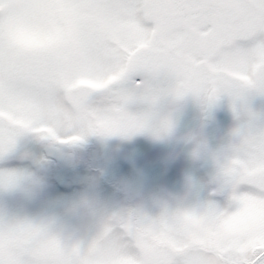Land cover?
<instances>
[{
  "label": "snow or ice",
  "instance_id": "1",
  "mask_svg": "<svg viewBox=\"0 0 264 264\" xmlns=\"http://www.w3.org/2000/svg\"><path fill=\"white\" fill-rule=\"evenodd\" d=\"M132 66L138 88L144 74L163 79L177 100L191 95L211 107L227 96L235 111L264 96V0H0V156L25 133L71 145L152 130L149 115L127 111L129 96L89 106ZM159 95L151 89L144 99ZM233 135L239 143L220 174L234 211H121L88 243L44 223L0 219V264H264V128ZM18 180L0 174L4 187Z\"/></svg>",
  "mask_w": 264,
  "mask_h": 264
},
{
  "label": "rangeland",
  "instance_id": "2",
  "mask_svg": "<svg viewBox=\"0 0 264 264\" xmlns=\"http://www.w3.org/2000/svg\"><path fill=\"white\" fill-rule=\"evenodd\" d=\"M128 71L129 76L110 90L92 93L89 106L104 110L118 96H129L127 111L149 115L152 130L130 137L89 135L71 145L35 133L20 135L14 149L0 156V174L19 177L12 187L0 184V219L44 223L65 239L88 243L121 211L139 210L150 217L165 208L199 212L213 205L234 211L232 188L224 183L220 167L239 143L234 130L245 125L264 128V110L251 103L234 111L231 99L224 96L223 113L215 121H205V104L199 98L177 100L167 93L163 79L144 74L138 88L135 66ZM151 89L160 92L155 103L144 99ZM260 106L263 109L264 103ZM239 114L242 121L230 126ZM164 124L169 125L167 131L160 130ZM70 134L68 129L58 132L61 137ZM49 145L73 154L72 167L61 170L46 159L42 151ZM214 192L221 195L214 197ZM220 230L226 231L223 224Z\"/></svg>",
  "mask_w": 264,
  "mask_h": 264
},
{
  "label": "water",
  "instance_id": "3",
  "mask_svg": "<svg viewBox=\"0 0 264 264\" xmlns=\"http://www.w3.org/2000/svg\"><path fill=\"white\" fill-rule=\"evenodd\" d=\"M206 114L203 116V120L205 121H215L222 110V102L221 98L220 100L212 105L211 107L207 106L205 107ZM45 157L52 159L56 166L60 169H68L72 167L74 163V156L73 154L69 152L62 151L61 149H58L54 146H48L43 151ZM212 196H220L218 193H213Z\"/></svg>",
  "mask_w": 264,
  "mask_h": 264
},
{
  "label": "flooded vegetation",
  "instance_id": "4",
  "mask_svg": "<svg viewBox=\"0 0 264 264\" xmlns=\"http://www.w3.org/2000/svg\"><path fill=\"white\" fill-rule=\"evenodd\" d=\"M261 98H262V96L252 95L242 105H248V104H251L252 103L254 106L257 105V107L259 109H261V111H262V110H264V108L263 109L261 108L262 106H260V103H264V102H261ZM224 110H225V104H224V100L222 99V112L221 113H223ZM242 119H243V116L241 114H239L238 116H235V117L231 118L230 126H232V125L235 126L236 124L238 125V123L241 122ZM49 146H53V145H49ZM44 149H43V151H44ZM43 151H42V153H43ZM43 156L45 157L44 153H43ZM46 159L53 161L52 159H49V158H46ZM61 170H64V169H61ZM216 181L219 182L220 180L217 178Z\"/></svg>",
  "mask_w": 264,
  "mask_h": 264
}]
</instances>
